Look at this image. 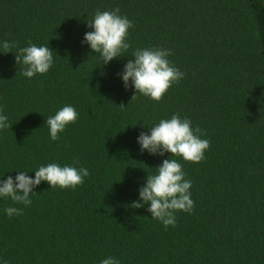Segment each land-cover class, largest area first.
I'll return each instance as SVG.
<instances>
[{
    "label": "trees",
    "instance_id": "obj_1",
    "mask_svg": "<svg viewBox=\"0 0 264 264\" xmlns=\"http://www.w3.org/2000/svg\"><path fill=\"white\" fill-rule=\"evenodd\" d=\"M117 7L134 24L131 47L103 64L82 41L97 10ZM5 40L48 46L54 63L28 78L0 51V114L12 125L0 129V179L49 163L90 175L75 189L42 181L31 205L0 197V264H264V0H0ZM137 48L170 49L185 74L160 101L125 87ZM68 105L78 118L53 141L46 119ZM174 114L210 141L199 163L141 152L140 133ZM170 158L195 207L165 228L150 202L132 204Z\"/></svg>",
    "mask_w": 264,
    "mask_h": 264
},
{
    "label": "clouds",
    "instance_id": "obj_2",
    "mask_svg": "<svg viewBox=\"0 0 264 264\" xmlns=\"http://www.w3.org/2000/svg\"><path fill=\"white\" fill-rule=\"evenodd\" d=\"M117 7L112 11H99L92 20H88V27L94 29L85 33L82 43H87L95 53L102 57L103 64L114 58L121 57L131 47L127 42L128 30L134 24L127 16H121ZM27 47H18L15 42H0V51L16 53V63L23 65L22 75L32 78L36 74H45L54 63L53 51L48 46L31 44ZM13 49H16L13 51ZM170 49L164 48H137L133 53L134 59L128 60L120 75L125 87L129 81L134 86L136 93H141L152 100L160 101L167 90L184 77V73L171 64L168 57ZM136 98V94L132 99ZM131 99V100H132ZM122 107L125 106L120 104ZM3 110L0 109V112ZM78 113L73 106H64L54 116L46 119L50 138L59 139V133L66 126L74 123ZM12 127L8 118L0 114V129ZM199 127L193 128L192 121L174 114L170 119H161L158 124L151 127L150 134L141 132L138 143L141 152L147 150L152 155L164 156L171 153V157H182L183 160L199 163L205 158V151L210 147V141L202 139ZM79 163L78 160L75 161ZM156 174L147 176V182L139 189L140 199L133 202V208H141L150 202L148 211L153 219H158L165 228L169 225L176 226L175 213L183 211L192 213L195 202L191 199L190 189L192 181L185 179L181 163L176 159H164L162 165L156 167ZM87 168H76L49 163L35 170V177H30L27 171L19 172L15 178L8 176L0 179V197L11 198L16 203L31 205L30 194L42 181L48 182L51 188H73L84 183V178L89 176ZM11 218L21 215L22 209L8 207L5 209ZM100 264H120L119 260L109 257L101 260Z\"/></svg>",
    "mask_w": 264,
    "mask_h": 264
}]
</instances>
